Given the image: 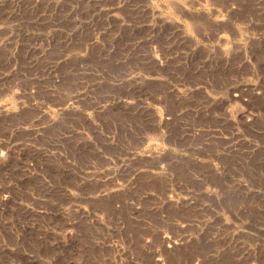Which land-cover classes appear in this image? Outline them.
Masks as SVG:
<instances>
[{
    "label": "rangeland",
    "instance_id": "1",
    "mask_svg": "<svg viewBox=\"0 0 264 264\" xmlns=\"http://www.w3.org/2000/svg\"><path fill=\"white\" fill-rule=\"evenodd\" d=\"M0 264H264V0H0Z\"/></svg>",
    "mask_w": 264,
    "mask_h": 264
}]
</instances>
